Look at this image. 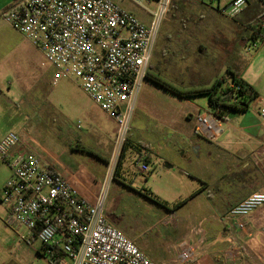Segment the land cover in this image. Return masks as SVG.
Masks as SVG:
<instances>
[{"label":"built area","instance_id":"1","mask_svg":"<svg viewBox=\"0 0 264 264\" xmlns=\"http://www.w3.org/2000/svg\"><path fill=\"white\" fill-rule=\"evenodd\" d=\"M123 1L19 0L2 14L57 69L52 84L63 76L75 79L117 123L104 179L89 196L30 148L27 142L33 138L27 133L10 131L0 139V157L12 171L0 193V202L8 209L7 222L24 228V239L30 235L38 239L45 255L56 264H159L108 219L106 206L139 94L149 79L158 36L174 0H153L156 5L148 10L149 23L122 6ZM130 1L143 7L152 0ZM196 1L235 22L248 4V0ZM247 29L249 35L241 39V45L247 50L258 48L259 40L264 41V15ZM230 87L232 101L241 108L244 104L238 91L242 85L232 81ZM255 100L260 103L264 128V99ZM216 112L207 108L196 115L195 130L207 139L221 134V121L229 114ZM140 166L149 169L146 162ZM263 204L264 192H254L233 205L224 220L246 218ZM238 228L242 239L253 231L245 221ZM207 241V230L200 221L178 242V264L195 260ZM225 243L223 256L232 262L240 260L241 245L232 239Z\"/></svg>","mask_w":264,"mask_h":264},{"label":"crops","instance_id":"2","mask_svg":"<svg viewBox=\"0 0 264 264\" xmlns=\"http://www.w3.org/2000/svg\"><path fill=\"white\" fill-rule=\"evenodd\" d=\"M18 1L0 0V61L5 58L1 56V49L10 47L12 52L7 57L15 60L14 63L27 75L24 80L31 84L33 89L39 90L45 83H52V76L56 75L57 69L46 60L40 48L33 45L25 34L15 30L2 17L3 10ZM262 15L264 0H248L237 23L246 26L245 24L255 21ZM245 35H249L248 29H245L243 36ZM241 39L236 45L242 46ZM49 66L53 71L50 73L51 77L50 75L46 77L43 72L49 69ZM228 68L237 71L241 78L255 88L258 97L264 99L263 70L259 77L253 78L247 69L243 71L231 66ZM150 75L158 76L151 70ZM223 75L227 73L216 75L210 85ZM146 83L148 86L139 94L128 143L113 182L120 183L125 189L145 198V191L134 188V183L126 181L124 175L128 172L125 166L126 158L131 153L133 160L139 162L137 165L140 171H145L140 166L141 162H146L149 167L152 163H158L156 175L162 176L164 181L160 187L151 185L146 191L153 192L165 202L166 209L156 221L163 224V228L153 234L152 239H155L137 242L140 235L129 237L135 239L139 247L157 263L178 264L176 261L178 242L201 221L207 230L208 241L199 247L197 258L187 264H264V204L246 218L224 220L225 214L233 205L254 192H264V128L259 114L260 103L255 100L248 109L238 110L232 115L230 110L228 117L221 121V134L215 139H207L196 132L195 118L201 110L209 108L208 103L184 97L155 82L151 76ZM162 95L164 100H159ZM76 107L82 109L81 106ZM140 110H147L149 114L156 116V121L162 126L158 134H148L147 131L150 130L148 126L149 129L146 131H136L133 122ZM102 111L106 118L99 119L98 124L103 131L109 133L108 154L102 153L98 138L90 132L79 135L63 132L64 143L58 141L46 144L39 142L28 132L33 138L29 144L35 146L38 154L73 182L80 192L88 196L92 194L97 183L104 179L117 132L116 121L107 112ZM4 135L6 133L2 134L0 139ZM74 153L84 156L78 159ZM87 162H94L97 172L89 170ZM1 166L6 173L0 193L12 174L8 164L4 162ZM147 180L152 182V177L146 176L145 181ZM170 204L177 207H171ZM113 208L112 204L106 208L107 217L124 230L126 227L122 220L111 215L110 210ZM7 216L8 209L0 202V226H11L7 222ZM171 219L175 221L172 222ZM240 221H245L252 227V234L246 239L239 235ZM154 227L155 223L150 226ZM228 239L235 240L242 247L243 256L236 262L229 261L223 256L222 249ZM26 240L38 239L30 235ZM40 248H36L35 255L44 258L46 255L43 245ZM50 263L53 264L51 261Z\"/></svg>","mask_w":264,"mask_h":264},{"label":"rangeland","instance_id":"3","mask_svg":"<svg viewBox=\"0 0 264 264\" xmlns=\"http://www.w3.org/2000/svg\"><path fill=\"white\" fill-rule=\"evenodd\" d=\"M199 1L206 4L210 2ZM120 4L145 23H149L148 10L154 9L156 2L152 0L143 7L130 0ZM242 24L204 8L195 1L185 0L181 4L174 0L158 36L151 65L152 73L184 90L208 87L216 75L226 74L229 66L243 71L247 69L253 78L259 77L262 70L264 71V41L259 40V47L251 50L236 45L252 22L245 24L246 26ZM11 52L8 46L1 49V56L5 58L0 61V136L10 131L23 135L29 132L39 142L46 144L58 141L64 143L63 132L73 135L90 132L98 138L102 153L108 154L109 133L103 131L98 124L99 119L105 120L106 115L79 87L76 80L63 76L57 85L47 82L42 89H33L24 80L27 75L14 63L15 60L7 57ZM48 68L43 72L46 77L53 71L52 67ZM54 77L56 76H52V80ZM147 86L145 83L143 88ZM192 99L209 104L208 94H198ZM159 100H164L163 95ZM76 106H81L82 109ZM152 107L157 109L155 105ZM133 125L136 131H146L149 127L147 133L151 135L158 134L162 128L156 121V116L149 114L147 110L138 111ZM29 142L27 143L30 148L35 150V146ZM74 156L81 159L84 155L74 153ZM134 161L132 154H128L125 161L128 172L124 174L127 183H134V188L143 192L150 189L151 185L160 187L164 180L162 176L156 175L159 164L152 163L149 170L140 171L137 165L139 162ZM4 162L0 157V187L6 173L1 166ZM87 163L89 170L97 172L94 162ZM146 176L152 177V182L150 178L145 181ZM112 184L106 207L112 204L114 208L110 210L111 215L122 220L126 227L123 231L128 236L140 235L137 242L155 239H152L153 234L163 228V224L156 221L165 211L166 203L163 205L146 196L140 197L122 187L120 183ZM170 206L177 207L175 204ZM171 221L174 222L175 219ZM153 223L155 227L150 228ZM5 226H0V264H51L47 256L36 257V248L42 247L39 240L24 239V228Z\"/></svg>","mask_w":264,"mask_h":264},{"label":"trees","instance_id":"4","mask_svg":"<svg viewBox=\"0 0 264 264\" xmlns=\"http://www.w3.org/2000/svg\"><path fill=\"white\" fill-rule=\"evenodd\" d=\"M184 1L185 0H178V3L182 4L184 3ZM192 1H195L196 3L200 4L202 7L205 8V6L202 3L197 2L196 0H192ZM4 11L5 10H3V12ZM150 76L155 82L169 89H172L173 91H175L176 93L184 97H193L198 94H208L209 95V108L213 110H217L216 113L219 116L224 115L226 111H230V110H237V111L246 110L249 108L250 104L258 97V93L255 90V88L250 83H248L246 80L241 78L238 72L233 70L232 68H228L227 75H223L222 77L216 79L210 86L204 87V88L189 89V90H182L178 87H175L160 76L150 75L149 73V77ZM232 81L240 83L242 85V89L238 91V96L242 98L241 102L244 104L241 108H239L238 105L232 101L234 99L232 95V89L230 87V84ZM126 145L123 149V153L118 163L117 170L124 156ZM117 170L115 173V178L117 176ZM144 195L149 199H154L158 203L165 205V203L158 196L153 194V192L151 191H146ZM52 263L56 264L55 262H52Z\"/></svg>","mask_w":264,"mask_h":264},{"label":"water","instance_id":"5","mask_svg":"<svg viewBox=\"0 0 264 264\" xmlns=\"http://www.w3.org/2000/svg\"><path fill=\"white\" fill-rule=\"evenodd\" d=\"M236 111H237V110H232L231 113H230V115H232V113H234V112H236Z\"/></svg>","mask_w":264,"mask_h":264}]
</instances>
